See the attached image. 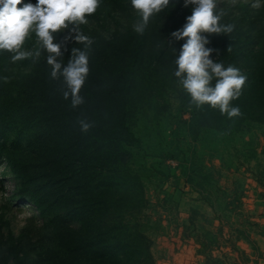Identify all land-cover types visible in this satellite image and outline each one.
<instances>
[{"label":"trees","instance_id":"trees-1","mask_svg":"<svg viewBox=\"0 0 264 264\" xmlns=\"http://www.w3.org/2000/svg\"><path fill=\"white\" fill-rule=\"evenodd\" d=\"M23 2L35 5L37 0ZM103 2L97 0L95 11L85 17L95 18ZM161 12L167 24L155 28V37L163 30L159 40L164 43L149 57L150 91L156 84L157 66L168 54L178 59L187 40L173 35L184 28L181 1L169 0ZM125 31V42L112 34L104 43L103 61L91 55L93 52L85 54L89 70L78 93L82 98L79 105L73 106L70 95L65 98L69 89L60 72L53 77L52 65L42 62L16 82L20 87L17 96L0 104V166H8L21 194L29 197L50 228L48 244L34 264H155L152 241L141 225L146 219L142 213L144 187L130 164L131 148L137 147L139 140L128 124L135 102L147 97V80L139 77L148 37L144 29ZM204 37L208 41L205 47L211 50L209 59L236 70L241 63L245 71L238 75L245 79L239 95L230 100L229 111L208 104L197 106L184 88L180 103L189 110V127L230 134L246 123L264 126V49L235 51L231 36L218 41ZM56 61L61 72L69 65L68 60ZM217 79L213 76L210 85L214 87ZM232 108L238 109L237 115L229 114ZM6 131L16 140L27 135L34 160H21L6 152ZM195 217L196 211L185 216ZM2 227L9 228V222L0 216ZM21 240L9 234L8 259L0 264L9 260L28 264L19 249Z\"/></svg>","mask_w":264,"mask_h":264},{"label":"rangeland","instance_id":"rangeland-1","mask_svg":"<svg viewBox=\"0 0 264 264\" xmlns=\"http://www.w3.org/2000/svg\"><path fill=\"white\" fill-rule=\"evenodd\" d=\"M178 1L184 6L182 21L185 27L197 5L189 0ZM213 14L219 16L218 26L222 31L203 32V36L214 37L216 41L231 36L235 41V51H249L252 47L264 49V0H214ZM85 20L86 22H66L64 28L52 34L54 44L59 47L56 58L61 63L67 60L70 62L78 52L83 51L84 54L93 52L91 55H97L101 62L105 56L104 43L110 35L116 34L125 42V30L128 28L137 31L138 27H142L147 33L140 67L142 73L139 77L140 80H147V97L135 102L133 115L128 122L139 140V145L131 148L130 164L140 175L145 192V209L142 213L146 219L141 222L143 232L150 239L157 233L167 238V229L161 225H181V228L187 225H212L207 223L211 217L208 215L205 219L195 217L194 221L185 218L191 212L181 215L171 190L187 191L194 198H200L215 211L213 217L216 213L230 217L225 213V208L231 206V202L236 205L235 202L249 184L248 179L260 180L264 175V126L246 123L239 131L230 134L208 128H190L186 122L190 118L189 110L182 108L180 103V93L184 89L183 77L175 75L178 69L177 59L169 54L163 59L162 65L156 68L153 91L148 89L152 82L148 78L151 66L149 57H154L164 43L159 40L162 29L157 37L154 36L157 25L167 24L161 10L151 15L144 24L141 13L134 8L132 0H104L96 17H85ZM229 28L230 30H223ZM78 36L85 39L78 40ZM20 51L29 55L14 61V52L0 50V104L17 96L20 87L16 82L24 80L23 75L41 62L48 63L44 61V57L51 55L34 29L25 37ZM218 52L219 50L215 53ZM91 64L95 65L96 62ZM242 68L240 63L237 69L245 71ZM4 137L8 154L21 160H34V153L27 146V135L16 140L12 132L6 131ZM21 191L18 180L8 166L2 163L0 216L9 222V228H0V263L8 259L9 234L16 238L22 237L19 249L21 254L26 255L28 264H34V260L48 244L50 228L46 227V219L39 216L35 205ZM151 253L154 255L152 246ZM162 254L159 252L157 257H162ZM8 264L15 263L9 260Z\"/></svg>","mask_w":264,"mask_h":264},{"label":"clouds","instance_id":"clouds-1","mask_svg":"<svg viewBox=\"0 0 264 264\" xmlns=\"http://www.w3.org/2000/svg\"><path fill=\"white\" fill-rule=\"evenodd\" d=\"M168 2L169 0H132L134 8L140 11L144 24ZM189 2L197 7L188 17L183 30L173 34L177 39L187 38L177 59L178 69L175 75L183 77V86L197 106L208 104L214 108L218 106L222 111H229V102L239 95L245 78L238 75V70L224 68L220 63L209 59L211 50L205 47L208 41L202 33L222 31L218 26L219 16L213 14L214 0ZM96 7L97 0H37L35 5L24 3L23 0H0V50L14 52V61L25 58L29 54L20 51V48L29 31L34 29L51 54L48 63L52 65V76L56 77L60 72L64 77L69 89L65 92V98L70 95L73 106L79 105L82 98L78 93L88 71L86 55L79 53L61 72V64L56 61L59 47L54 44L52 34L64 28L66 22H86L85 15L94 12ZM141 30L142 27L137 28V31ZM77 39L82 41L85 37L78 36ZM213 76L218 78L214 87L210 85ZM229 114L237 115L238 109L232 108ZM84 127L87 128V125Z\"/></svg>","mask_w":264,"mask_h":264},{"label":"crops","instance_id":"crops-1","mask_svg":"<svg viewBox=\"0 0 264 264\" xmlns=\"http://www.w3.org/2000/svg\"><path fill=\"white\" fill-rule=\"evenodd\" d=\"M248 183L236 205L231 202L232 205L225 208L230 217L219 213L213 217L215 211L200 198H194L187 191L171 190L181 215L196 211L197 218L211 216L209 221L212 225H187L185 228L181 225H161L168 230L167 238L161 237L160 233L151 237L156 264H162L166 258H172L176 264H190L193 254L198 264H264V175L260 180L248 179ZM180 237L188 239L189 254L177 251ZM203 242L225 243L231 249L223 250L219 258H212L210 245L204 248ZM159 252L163 254L158 258Z\"/></svg>","mask_w":264,"mask_h":264},{"label":"built area","instance_id":"built-area-1","mask_svg":"<svg viewBox=\"0 0 264 264\" xmlns=\"http://www.w3.org/2000/svg\"><path fill=\"white\" fill-rule=\"evenodd\" d=\"M178 252H187L189 254L191 252L189 248L188 239H182L181 237L178 239ZM210 247V254L212 258H219L218 255L225 249H231V246L229 244L225 243H214L209 246ZM177 253V252H176ZM194 259L191 260L190 264H198V261L195 259L196 255L193 254ZM164 260V259H163ZM162 264H176L172 258H166Z\"/></svg>","mask_w":264,"mask_h":264}]
</instances>
